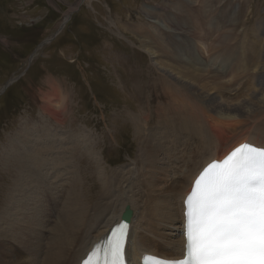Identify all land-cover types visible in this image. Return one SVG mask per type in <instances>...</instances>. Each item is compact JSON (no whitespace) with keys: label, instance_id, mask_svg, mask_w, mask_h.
I'll use <instances>...</instances> for the list:
<instances>
[{"label":"rangeland","instance_id":"1","mask_svg":"<svg viewBox=\"0 0 264 264\" xmlns=\"http://www.w3.org/2000/svg\"><path fill=\"white\" fill-rule=\"evenodd\" d=\"M182 1L186 3L182 4ZM204 6L208 9L204 10ZM224 7L228 8V14L236 24L227 25L223 30L233 28L235 44L239 43L246 48L245 54L251 57L248 58L250 61L248 60L246 67L248 76H242L237 70V75L242 77L235 80V73L229 76L225 73L228 77L224 81L231 88L223 93L224 99L236 102L246 93V86L250 82L249 88L253 87L256 75L259 74H253L254 67L251 64L257 59L254 54L261 49L259 43H264V0H0V151L6 145L8 137H14L19 130L33 126L40 117L44 118L43 108L52 106L56 111L59 110L66 120L63 127H54L65 134L71 130L76 132L82 127L86 131L85 134L90 132L94 148L93 151L88 150V146L85 150L77 149L79 152L73 155L71 144L64 143L68 154H65L63 149L65 155L61 154V161L65 165L63 167H68L69 171L73 172L71 176L69 171L63 172V187L58 185L62 178L51 179L49 182L55 181L54 184L58 185L59 190L65 192L61 203L66 199L68 189L70 191L74 188L76 196L83 191L87 196L88 185L91 188L94 186V190L99 189L98 171L92 168L94 160L90 157L91 152L100 154L102 171H125L123 167L138 159L139 146L135 132L137 126H143L142 120L145 116L149 114L152 120V128L146 127V132L156 140L154 132H158L162 125L166 126L167 122L168 125L172 122L170 126L175 128L177 123L184 122H181L178 110L190 113L189 106L182 99L183 95L180 98L183 103H180L181 100L176 101L180 92L177 91L172 100L157 82L161 73L153 64L147 49L143 47V44L149 41L146 32L150 35L156 34L160 41L174 38L185 42L189 39L190 45L197 53L198 61H210L211 69L217 70L220 63L218 55H223V52L225 54V50H217L222 48L218 45L221 31H208L207 22L214 19L217 23V14L220 13L218 11ZM184 9H187V12ZM203 10L206 18L200 15ZM182 14H187L183 22L184 26H187L185 33L170 27L166 22L170 19L177 20ZM227 21L229 24L232 22L229 19ZM160 25L168 26V30L162 29ZM217 27L218 24L215 28ZM220 67L222 69V64ZM260 72L264 73V70ZM210 88L212 89L211 86ZM180 90L181 94H187L184 89ZM213 92L215 94V91ZM198 98L199 96L193 95V100H190L197 103L194 108L200 111V119L204 112H208L205 119L220 120L215 109L212 111L206 108L200 103L202 101L206 104L205 99ZM66 102L68 107L64 105ZM195 115L193 120L188 117L189 121L183 126L188 123L199 126L204 120V114L200 121L197 119V113ZM252 116L249 120L241 119L242 126L252 125ZM261 116L264 117L263 114H260V118ZM175 119L179 121L174 123ZM47 124L50 127L49 120ZM183 126L165 133L167 148L177 138L183 140H178L177 145L180 146L182 142L192 138V144L197 142L193 130H185ZM240 131L242 130L237 126L231 127L230 137L238 135ZM187 132H190L192 137ZM64 141L59 140L58 144L62 145ZM87 141V144H92L89 139ZM232 141L231 139L230 142ZM182 149H173L171 160L178 158ZM43 152H46L45 149L39 147L37 154L46 156L47 152ZM162 152V162H168L165 159L166 152ZM1 161L2 156L0 214L3 209L2 202L7 199L11 184L10 176L7 175L6 178L3 172L1 173ZM168 168L170 173L166 182L171 183L169 179H172V168ZM50 184L52 183H49V186ZM5 186L8 187L7 190ZM51 201L49 194H46L45 202L50 204ZM50 211L55 214V210ZM39 215L41 212L37 213V217ZM43 218L45 219V216ZM39 226H42V221ZM177 228H180L179 221H171L164 230L167 232L164 239L151 236L156 241L164 240L171 244L177 237ZM43 230L42 226L39 232L44 237ZM7 239L14 240L11 237Z\"/></svg>","mask_w":264,"mask_h":264},{"label":"bare ground","instance_id":"2","mask_svg":"<svg viewBox=\"0 0 264 264\" xmlns=\"http://www.w3.org/2000/svg\"><path fill=\"white\" fill-rule=\"evenodd\" d=\"M183 3L186 2L182 1ZM205 5L210 7V3ZM206 6L203 7L204 10ZM184 10L187 12V9ZM204 10L199 14L206 18ZM218 12L220 13L217 14V23L214 19H210L207 22V30H213L214 33L216 30L217 32L221 31L218 45L222 48L217 49L225 50V54L223 52V55H218L220 63L217 70L221 72L211 69L210 61L205 63L198 61L197 53L190 45L188 38L185 42L174 38L160 41L155 36L156 34L150 35L146 32L149 41L145 42L143 47L147 49L153 64L161 73L157 77V82L170 95V99L176 96L177 91L180 92L176 101H180L181 95H183L182 99L186 101L190 109L187 108V110L191 114L185 113V110H182L183 112L178 110L179 118L181 122H184L177 123L175 128L170 126L172 124L170 121L169 125L167 122V127L162 125L158 132H154L156 140L152 136L149 137V133L146 132L147 128H152V120L149 114L145 116L142 120L143 126H137L135 132L139 146L138 159L133 164L123 167L125 171L109 172L105 169L102 171L100 154L91 152L90 157L94 160L92 168L98 171L99 189L94 190L92 189L95 188L94 186L91 188L88 185L87 196L84 195V191L76 196L74 188H71L70 191L68 189L66 199L61 203V197L65 192L60 191L58 185L63 187V172L68 173L69 171L68 167H63L64 164L61 161L63 159L61 154L65 149L64 143L71 144V154L74 155L79 152L77 149L85 150L84 148L87 149V146L88 150L93 151L94 140L90 139V132L84 133L86 131L82 127L76 132L71 130L66 134L55 128L54 126L63 127L66 120L54 107L46 106L43 108L44 118L40 117L33 126L19 130L14 134V137L7 138L6 145L0 151L3 164L1 173L3 172L6 178L7 175L10 176L11 184L7 195L5 194L6 201L2 202L3 209L0 214V264H82L95 245L105 239L115 225L122 222L127 208L131 212L129 264H140L141 259L148 254L168 259L183 257L185 251L183 202L196 176L203 167L214 160L223 159L231 150L245 142L264 147V117L261 116L263 120L260 118V114L264 116V73L260 72V70H264V43L262 42V45L259 43L261 49L258 53L254 52L257 59L252 61L251 66L254 67L253 74H259L256 75L253 87L249 88L251 83L249 81L246 93L242 95L243 98L241 97L236 102L224 99L223 93L228 92L231 88L228 87V83H225V78L231 73H235V80L245 75L248 76L246 67L251 57L245 54L246 48L244 49L239 43L235 44L233 28L227 31L223 30L227 25L236 24L228 14V8H221ZM185 15L182 14L178 17L181 20L170 19L166 22L170 27L185 33L187 31V26L183 24L186 20ZM214 18L216 17L214 16ZM228 19L232 21L230 24ZM217 24L218 27L215 28ZM157 25L159 24L157 23ZM160 27L168 30L166 25H160ZM187 53L190 55L188 56ZM237 70L242 76L237 75L239 73ZM225 73L228 76H225ZM205 75L208 76L204 78ZM180 89H184L187 94L183 92L181 94ZM193 95L205 99L207 105L199 100L200 103L210 110L215 109L220 120L211 119L208 121L205 119L208 112L203 113L204 120H202L203 114L200 119V111L194 108L197 103L190 100ZM49 102L51 105L50 100ZM64 105L68 107L67 102ZM196 113L197 119L202 120L200 125L195 127L187 122L188 124L186 123L187 125L184 127L188 117L193 120ZM251 116L254 117L252 125L243 124V126L245 125L243 127L241 119L249 120L248 118ZM48 120L50 127L47 126ZM232 120L236 124L234 122L233 124ZM177 121L179 120L175 119L174 123ZM179 126H183L185 130H193L192 133L194 137L196 136L197 142L192 144L191 142L194 141L192 138L182 142L180 146L177 145L178 140L182 139L177 138L167 148L168 142L165 133L168 130L178 129ZM234 126L242 131L238 135L230 137L231 127ZM161 130L163 131L160 132ZM187 134L191 136L190 132ZM88 139L92 144H87ZM231 139L232 142H230ZM59 140L65 141L61 145V143L58 144ZM39 147L42 150L45 149L46 156L37 154ZM180 148H183L182 154L178 158H174L175 160H171L173 149L179 150ZM162 150L166 152L165 159L168 162L165 160L162 162L161 156H164ZM87 152L85 151V153ZM64 153L68 154L66 149ZM88 165L90 164L88 163ZM169 166L172 168V179H169L171 183L166 182L167 175L170 173ZM72 172L70 170L69 175ZM3 174L2 176H4ZM60 178L62 179L59 180ZM51 179L59 180L58 185L54 184V180V182H49ZM49 183H52L51 186ZM46 194H49L52 200L50 204L45 202ZM95 197L97 198L94 200ZM50 210H55V214ZM38 212H41L39 217H37ZM40 221H42L44 237L39 232L40 227L42 228L39 226ZM171 221L180 223V228L175 231L177 237L171 244L164 240L156 241L151 235L157 239H164L167 235L164 230ZM10 237L14 240L7 239Z\"/></svg>","mask_w":264,"mask_h":264},{"label":"snow or ice","instance_id":"3","mask_svg":"<svg viewBox=\"0 0 264 264\" xmlns=\"http://www.w3.org/2000/svg\"><path fill=\"white\" fill-rule=\"evenodd\" d=\"M183 207L185 258L146 256V264H264V147L244 144L209 163ZM130 240L117 225L102 257L94 249L84 264H129Z\"/></svg>","mask_w":264,"mask_h":264},{"label":"water","instance_id":"4","mask_svg":"<svg viewBox=\"0 0 264 264\" xmlns=\"http://www.w3.org/2000/svg\"><path fill=\"white\" fill-rule=\"evenodd\" d=\"M43 45V44H42ZM127 211L124 213L123 218L130 221L131 212L129 211V208L126 209Z\"/></svg>","mask_w":264,"mask_h":264}]
</instances>
